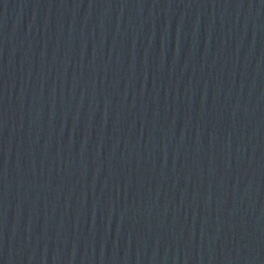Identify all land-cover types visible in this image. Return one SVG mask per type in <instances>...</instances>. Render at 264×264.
I'll use <instances>...</instances> for the list:
<instances>
[{
    "label": "water",
    "instance_id": "water-1",
    "mask_svg": "<svg viewBox=\"0 0 264 264\" xmlns=\"http://www.w3.org/2000/svg\"><path fill=\"white\" fill-rule=\"evenodd\" d=\"M0 264H264V0H0Z\"/></svg>",
    "mask_w": 264,
    "mask_h": 264
}]
</instances>
